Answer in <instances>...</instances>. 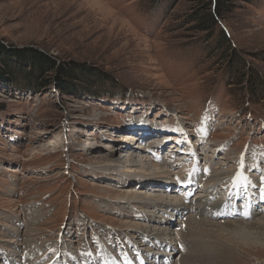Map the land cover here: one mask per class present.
I'll return each instance as SVG.
<instances>
[{
	"label": "rangeland",
	"instance_id": "obj_1",
	"mask_svg": "<svg viewBox=\"0 0 264 264\" xmlns=\"http://www.w3.org/2000/svg\"><path fill=\"white\" fill-rule=\"evenodd\" d=\"M196 1L0 0V46L5 51H35L58 68L93 72V78L84 77V86L72 94L54 88L53 69L45 73L49 86L36 95L0 81V264H48L54 258L53 264H97L82 261L80 255L102 257L104 252L116 264H148L159 252L152 247L154 241L165 240L166 232L187 229L191 216L201 225L210 221L218 226L215 233L202 228V238L213 251L200 264H264V118L240 116L247 107L264 114V92L258 101L248 93L254 79L251 69L258 72L264 89V0L231 1L222 24L207 34L190 21ZM220 32L247 65L242 86L226 85L230 80L226 60L219 58ZM11 62L28 66L14 56ZM5 68L0 63V72ZM101 80L118 86L107 88L113 100L124 97L123 91L142 97L135 106L136 95L125 98L118 110L113 104L117 101L81 92L95 89ZM136 118L147 124L141 131L126 126ZM177 122L187 131L178 133ZM155 126L169 132L152 131ZM126 133L135 139L128 148L142 145L147 172L148 158L174 157L179 149L195 152L197 159L188 161L196 167L193 171L178 174V165L172 166L176 189L191 173L205 183L214 179L233 184L249 177L258 192L251 207L255 213L234 210L241 200L229 196L226 202L227 194L216 185L213 197L198 198L191 192L184 203L179 200L177 204L197 206L187 214L184 207L170 213L155 206L146 214L139 211L148 200L139 203L118 194L133 189L128 192L146 196V183L137 182L148 179L146 171L142 179L136 175L133 182L130 178L120 183L114 171L101 168L109 160L123 162L122 153L128 149L122 146L131 141L122 139ZM144 133L141 143L138 138ZM161 138L173 144L170 150L178 148L175 154L152 150V143ZM179 139L183 141L172 142ZM156 176L161 177L152 178L161 180L157 184L166 180L161 171ZM223 205H232L234 211L216 214ZM163 219L168 224L161 225ZM242 229L262 246L242 244L232 234ZM173 243L183 250L182 243ZM139 251L145 253L143 258H138ZM31 252L36 261L25 259ZM173 256L168 261L176 264L178 256Z\"/></svg>",
	"mask_w": 264,
	"mask_h": 264
},
{
	"label": "bare ground",
	"instance_id": "obj_2",
	"mask_svg": "<svg viewBox=\"0 0 264 264\" xmlns=\"http://www.w3.org/2000/svg\"><path fill=\"white\" fill-rule=\"evenodd\" d=\"M105 7L108 9L107 6H105ZM109 10H110V12H112L111 9H109ZM138 120H140V119H138ZM179 124L182 125L181 122ZM155 127L156 128L153 129L152 131H160L161 130L160 127H158V126H155ZM185 131H187V129H185ZM149 134H151V133L149 132ZM146 136H144V137H146ZM122 139L129 141V140H133L134 136H132L130 133L129 134L126 133ZM139 139L142 142L144 141L142 136ZM156 144H157V142H156ZM174 147L172 150H170V151H172V153H174L173 150L176 151L178 149L177 147H176L177 149ZM130 151L132 154H129ZM179 151H180V153L178 154L179 157L177 159H176L177 155L175 153H174L175 154L174 157H171V158L167 157L168 159L166 157H162L161 159H159V162L161 160L165 164L162 167V169L164 168L163 170H161L160 168H157L156 165L151 163V159L148 158V162H149L148 167L152 168V171L150 169H148L149 170V172L147 173L149 175L148 178H151V176H152V178L160 179L161 177H157V176L154 177V175H151V174L157 175L161 171V174L163 175V179H166L165 181L171 182V179L173 180V172H171V171L174 169V167H172L174 165H178L177 166L178 170L176 172L178 174H180L179 172H181L182 170L183 171H187V170L193 171L196 167L192 166V165L189 166L190 163L188 161H189V158H190V160H196L197 159L195 157V152L193 150H191V151L185 153V152H182L181 149H179ZM162 152H163V150H162ZM122 154H124L123 157L121 158L123 160V162L114 163L113 160H109L108 164H105V165H103V167H101L103 170H109L112 172L114 171L115 174L118 175L117 179H116L117 182L125 183L126 181H129L131 177H134L137 175V174H132V173L142 172V171L147 172V170H145V167L147 166V162H145V153H143L142 145L139 146L136 144V146H132L131 149L128 148V150ZM209 160H210V158H209ZM255 160H256V158H255ZM112 163H114V164H112ZM194 163H193V165H194ZM255 163H257V160L255 161ZM118 166H120V168H116ZM255 168L256 167L254 166V169ZM241 178H243V177H241ZM248 178L237 180V181L233 179L234 180L233 184L231 181L229 183H223V182L219 183L220 182L219 180H214V179H211V181L205 183V182L198 181L196 178H194L193 173H191L190 176L184 175L181 182L179 181V186H178L179 188H177V189L175 187V184H173V181L170 185L164 186L162 184H157L161 180H155V181H151V182H148L145 184V187H146V191H145L146 194L145 195L146 196L139 194L137 192H136L137 195L130 194L128 191H135V190L126 189L122 193H119L118 197H128L129 199L133 198L135 200L140 199L139 203L143 202L141 199L148 200L146 202V204L141 205V206L147 205V206H145V208L141 207V206L139 207L140 208L139 211L145 212V214L148 213L147 211L150 212L151 207H154V206L160 210L166 209V212H168V213L173 212L174 210H175V212H177V207H181V208L184 207L185 208L184 214H187L189 212L188 211L189 209L192 210V208L197 207V206H194L193 204H188V205L177 204V203H179V200L184 203L186 195L191 194V192H193L191 195L196 194L197 195L196 197H198V198L199 197H206L207 198V197H211V196L213 197V192L217 191V189H215L216 187H214L216 185L220 189H222L221 190L222 193L227 194L224 196V198H225L224 200L226 202H227L229 196L232 199H236V202L241 200L239 204H236L234 210L236 209L239 212H243V214H246L247 210H248L247 212L255 213L251 210V207L253 206L252 202L257 199L258 192L256 191L255 183L251 179L249 180ZM216 181L218 182L217 184H216ZM163 184H164V182H163ZM230 184L233 185L231 188L229 187ZM261 188H262V186H261ZM185 190H186V192H185ZM262 192L264 193V187L262 188ZM135 200H133V201H135ZM197 202H199V201H197ZM221 202H222V199H221ZM143 203H145V202H143ZM171 203L172 204L176 203L175 207H171ZM232 208H233L232 205H229L228 208L225 205H223L219 210H217L216 214H221L223 216L230 215L232 213V211H234ZM261 209H264V204L261 207ZM160 210H159V212H160ZM163 212L165 213V211H163ZM216 214H215V216H217ZM182 215L179 216L180 220H178V221H182V218L184 216V215L183 216ZM188 219H187V221H188L187 225H189V227H187V229H182L180 232L176 231L175 234H173V235H170L168 232H166V236H165V233L163 231L159 233L160 235H163L166 238L163 241L161 239H157V240H155L157 242H155V241H154V243L152 242L153 243L152 247L154 248V250L159 251V252L157 254L154 253L155 256L149 257L150 261L148 264H171V263H169L168 260H170V257L173 258L174 257L173 255L178 256V261L176 264H200L201 262H203V260L208 259V253H211L213 251V249L211 248L212 246L209 243L205 242V240L202 238V235H203L202 228L209 227V229H210L209 231H212L215 233V228H217L218 226L213 225L212 224L213 222H210V221H207V222H205V224L201 225V224H199V222L195 221L192 216H191V218L189 217ZM262 221H264V218H262ZM165 223L168 224L167 220H165V219L161 220V225H165ZM158 228H160V227H158ZM230 233H231V231H230ZM232 234L234 236H238L240 238L242 244H245L249 248L253 249V248L262 246V244L258 242V238L250 235L251 233L247 232L246 230L242 229L241 231H237V232H234ZM153 235H156V233H153L152 236ZM141 237L144 238V236H141ZM145 238H146L145 240L149 242V239H152L151 234H149V236H147ZM175 240L178 241V244L182 243L183 250L177 249V248H175V245L174 246L172 245V244H174L173 242ZM140 245H142V244H140ZM144 245L149 246L148 244H144ZM133 246H135V245H131L130 247L132 248ZM36 249H38V248H36ZM39 249L41 250V248H39ZM84 249H86V248H84ZM40 250L38 252H40ZM127 250H129V249H127ZM55 256H56V254H55ZM80 257L83 260H85L86 262H89L92 260V257H90V256L89 257H82L80 255ZM163 257H165V261H162ZM109 258H110L109 254H107V255H104L102 257V259H96V262H97V264H113ZM25 259H27L30 262V261H36L38 258H36L34 256V254L31 252L30 254H28V256H26ZM25 259H24V261H25ZM56 260H57V258H54V259H52V262L48 263V264H53V262ZM36 263L39 264V262H33L32 264H36ZM204 263H205V261H204Z\"/></svg>",
	"mask_w": 264,
	"mask_h": 264
},
{
	"label": "trees",
	"instance_id": "obj_3",
	"mask_svg": "<svg viewBox=\"0 0 264 264\" xmlns=\"http://www.w3.org/2000/svg\"><path fill=\"white\" fill-rule=\"evenodd\" d=\"M231 1L233 0H197L196 8H194L191 13L190 21L193 22L196 30L205 32L206 34L210 33L218 23L222 24L221 22L225 17L224 15L230 10L229 4ZM171 3L172 1H168V5ZM218 37L219 43L221 44L220 47L218 46L220 48L219 58L226 60V74L228 80H230L226 85L228 88L231 85L242 86V84L247 81V78L244 76L246 73L244 74L243 72V69L246 70L247 68L244 66L247 65H245V61L239 57L236 51L227 43L226 36L222 32L219 33ZM13 56L16 57L18 62L27 64L28 66L22 68L19 65L12 63L11 58ZM0 63L6 67L3 72H0V81L3 84L9 85L8 82H10L12 88L23 91L26 90L27 92L34 94L35 92L41 91L44 87L49 86L50 83L47 82V75L45 73L52 69L55 71L56 75V77L55 75L52 76V85L55 89L62 90V92L67 94L74 93L75 90L82 86L83 84H80V81L84 77L88 80L93 78V72L90 71V69L83 68L72 72L70 69L60 68L61 66L58 68L54 61L35 51H15V53H13L5 51L3 47L0 46ZM12 70L20 72L19 77H12V75H14ZM60 70L61 72L59 73ZM248 73L254 78L253 80L251 79V86L248 89V93H251L250 95L254 97L253 99L257 100V97L262 95L264 89H262V84L259 82L258 72L251 69ZM101 81V85L99 84L95 89H88L86 91L83 89L84 91L81 92L93 99L98 98L97 100L117 101L119 103L133 94L134 96L136 95L133 102H137L139 98L142 97L141 95L137 96V94L133 92L129 94L126 92L125 94V91H123L122 95H125L124 97H120L118 100H113V97L110 95L112 93H109V89L107 88H115L118 86L111 80L108 84L103 80ZM252 87L255 91L251 89ZM245 89L243 88V90ZM246 90L244 92H246ZM242 115L245 118L252 120L255 119L253 117H258L260 120H263L264 118V114L253 111L248 107L240 113V116Z\"/></svg>",
	"mask_w": 264,
	"mask_h": 264
}]
</instances>
